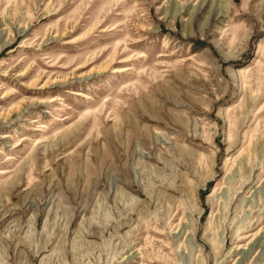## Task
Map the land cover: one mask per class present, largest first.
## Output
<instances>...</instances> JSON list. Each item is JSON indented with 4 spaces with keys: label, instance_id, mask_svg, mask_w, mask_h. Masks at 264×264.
Wrapping results in <instances>:
<instances>
[{
    "label": "rangeland",
    "instance_id": "rangeland-1",
    "mask_svg": "<svg viewBox=\"0 0 264 264\" xmlns=\"http://www.w3.org/2000/svg\"><path fill=\"white\" fill-rule=\"evenodd\" d=\"M0 264H264V0H0Z\"/></svg>",
    "mask_w": 264,
    "mask_h": 264
},
{
    "label": "bare ground",
    "instance_id": "bare-ground-1",
    "mask_svg": "<svg viewBox=\"0 0 264 264\" xmlns=\"http://www.w3.org/2000/svg\"><path fill=\"white\" fill-rule=\"evenodd\" d=\"M122 225H123V223H122Z\"/></svg>",
    "mask_w": 264,
    "mask_h": 264
}]
</instances>
